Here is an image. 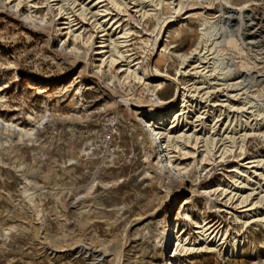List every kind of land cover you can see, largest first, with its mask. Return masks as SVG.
<instances>
[{"label":"rangeland","instance_id":"1","mask_svg":"<svg viewBox=\"0 0 264 264\" xmlns=\"http://www.w3.org/2000/svg\"><path fill=\"white\" fill-rule=\"evenodd\" d=\"M73 1L59 3L65 12L58 0H0V118L34 130L19 139L0 129V264H162L169 247L161 252L159 236L166 224L174 262L176 238L192 242L195 223L203 222L226 234L222 258L194 251L179 254V262L264 264V224L245 225L253 214L242 213L246 205L231 197L255 187L244 189V177L233 170L251 174L246 163L264 158V124L243 151L227 140L230 152L222 159H203L201 148L186 147L173 154L179 180H160L140 122L155 104L151 91L166 101L176 90L156 81L153 69L175 75L178 55H190L200 42L202 18L178 22L155 43L160 22L172 16L168 4L156 9L142 0V18L136 0H115L120 7L110 0ZM184 1L183 17L200 12ZM218 1L206 17L234 15L227 24L231 46L222 47L240 72L233 83L243 80L248 97L263 105L264 0ZM78 4L90 9L85 17ZM68 22L72 28L65 30ZM103 31L114 39L125 34L122 51L137 62L138 78L146 71L152 82L124 80L119 66L97 55ZM211 95V103L225 99L221 91ZM172 107L153 109L159 114ZM228 125L240 129L233 119ZM233 238L244 246L243 256L229 257Z\"/></svg>","mask_w":264,"mask_h":264},{"label":"bare ground","instance_id":"2","mask_svg":"<svg viewBox=\"0 0 264 264\" xmlns=\"http://www.w3.org/2000/svg\"><path fill=\"white\" fill-rule=\"evenodd\" d=\"M21 1L22 0H18V5L21 4ZM56 1L57 0H51V3ZM94 1L96 0L90 3ZM110 1H112V5L115 7H120L117 1ZM185 1L187 2L186 7L190 8L191 12H200L198 14L183 17L184 14H181L183 9L182 0H149L148 2L151 4V7L156 9L166 3L172 10V16L160 22L161 27L159 26L160 28L158 30L156 29V39L154 38L155 43L158 42L163 33H166V29L177 25L178 22H183L196 15L202 18L198 29L201 35L200 42L190 55H178L182 64L179 69L176 70L175 75L171 76L167 71L160 72L157 68L153 69L156 81L172 83L176 87V90L169 100L166 101H162L155 91H151L150 95L152 101H155V104L151 105L152 108L149 110L151 111L149 118H140L145 137L148 143L154 146L151 149V153L154 156L157 167L156 172L161 178L160 180H168L170 177L173 178V180H179L181 171L179 168L180 164L173 160V154L182 152L186 147L192 149L201 148L203 159L216 154H219L217 157L221 158L224 154L230 152V147L226 146L228 143L227 140L232 141V145H239L238 150L240 149V151H243L246 139L249 136L252 137L253 135L259 134V129L261 125L264 124V104L257 103L259 101L254 102L249 98L251 95L248 97V90H245L243 86L245 82H243V80L233 83V80L239 77L240 72L232 60L226 58L227 56L224 55V50L222 49L223 45H227L228 47L231 46L230 37H232V34H230L231 31L227 24L235 20L234 15L225 12L216 16V18H214L215 20L208 21L206 13L212 12V8L218 0ZM200 1H208V7H201L198 4ZM59 3H62V0H58V4ZM76 3L77 1L74 0L72 5L75 6ZM144 3L146 2L142 0L135 1V7L139 8L136 9L138 10L137 13H139L142 18L147 15L145 14L146 12L142 11ZM58 4H56V7ZM64 7V4H59L57 8L59 11L64 10L66 12ZM77 7H80L77 12H79L81 17L90 10L88 8L86 9V5L82 4H78ZM150 9L152 10V8ZM25 19L29 20L28 17ZM104 22L106 21L104 20L102 24ZM64 25L67 26L64 28L65 30H70L72 28L70 22ZM68 33L70 34L71 31H68ZM103 33L101 37L106 38V40L98 46L99 52H97V55H102L103 58L107 56L106 60H109V64H112V66H119V72L124 75V80L132 78L141 81L143 79L144 82H152V78L146 71H143L141 78H138V68H134L138 65L136 64L137 62L133 64L129 56H126V53L122 51L124 48L122 46L123 42L119 40L123 39L122 36L125 34L114 39L113 36L109 35L108 31H103ZM254 44L255 43H253V47ZM234 48V50H236L237 46L235 45ZM184 77H186V80L189 78L185 84L181 82V78ZM214 90L221 91V93L224 94L221 97L225 99L211 103L208 98L210 97L209 95L214 93ZM200 94H202V96H200ZM170 105L173 107L164 113L161 112L156 114L157 112L153 109L156 107L159 108L158 111H160V109H164ZM217 108H219L218 111H216ZM223 109L224 111H222ZM230 114H233L231 119ZM135 115H140V113L137 112ZM43 119L44 117H42V120ZM232 119L233 123L237 125V128H240L236 132L229 131L228 124L229 121L232 122ZM242 122L244 124H242ZM218 123H220L219 126ZM251 123H253V125H251ZM0 129L9 135H17L19 139L34 136L33 129L18 127L2 118H0ZM246 165H248L247 169L253 171L251 174L240 171V169L233 171H236L235 173H238L240 177H244L242 181V183H244V189L252 186L255 187L242 193L229 194H232L231 197L238 196L240 200L239 205H246L243 207L244 210L242 213L253 214L248 218L245 225L251 226L254 223L264 224V158L251 159ZM253 182L254 185H251ZM223 192L226 193V191ZM186 204L185 202L184 207ZM183 212L185 218L190 221L191 219L188 214H186V211L184 210ZM195 224L197 225L195 226L196 231L193 232L195 237L192 242L187 239L182 240L179 237L176 238V249L173 251L172 257L175 260L174 262L169 257L172 253L174 243V238H172L173 232L171 226L166 224L164 234L161 233L159 236L161 252L163 249L169 247L166 256H164V252L163 254L161 253L162 264H182L179 262L177 256L179 254L183 255L194 251L205 254H217L219 258H222L223 245L228 242H226L225 239L226 234L221 232L222 228L218 230V228H214V226L207 222ZM173 226L175 232L178 231L180 227L179 224L174 222ZM222 237L223 241H221ZM234 241L235 238H233V245L229 246V257L233 258L237 255L243 256L244 246H240L237 241Z\"/></svg>","mask_w":264,"mask_h":264}]
</instances>
